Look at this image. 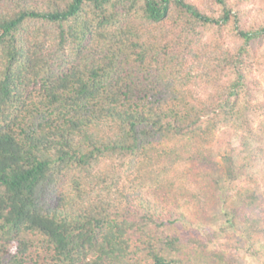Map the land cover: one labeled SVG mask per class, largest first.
Returning a JSON list of instances; mask_svg holds the SVG:
<instances>
[{"label":"trees","instance_id":"trees-1","mask_svg":"<svg viewBox=\"0 0 264 264\" xmlns=\"http://www.w3.org/2000/svg\"><path fill=\"white\" fill-rule=\"evenodd\" d=\"M262 95L264 0H0V264H264Z\"/></svg>","mask_w":264,"mask_h":264},{"label":"rangeland","instance_id":"rangeland-1","mask_svg":"<svg viewBox=\"0 0 264 264\" xmlns=\"http://www.w3.org/2000/svg\"><path fill=\"white\" fill-rule=\"evenodd\" d=\"M261 99H264V95L261 96ZM232 240H234L232 236L227 238L225 237L219 242V244L220 246H223L224 249L228 250ZM237 264H258V259L256 257H252L247 250H244L237 253Z\"/></svg>","mask_w":264,"mask_h":264}]
</instances>
